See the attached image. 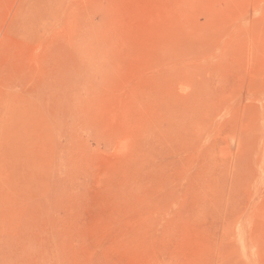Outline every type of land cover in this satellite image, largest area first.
Masks as SVG:
<instances>
[{
	"label": "rangeland",
	"instance_id": "obj_1",
	"mask_svg": "<svg viewBox=\"0 0 264 264\" xmlns=\"http://www.w3.org/2000/svg\"><path fill=\"white\" fill-rule=\"evenodd\" d=\"M0 264H264V0H0Z\"/></svg>",
	"mask_w": 264,
	"mask_h": 264
}]
</instances>
